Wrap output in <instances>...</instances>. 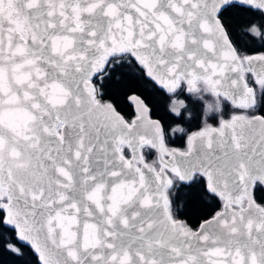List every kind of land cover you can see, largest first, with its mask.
<instances>
[{
    "label": "snow or ice",
    "instance_id": "obj_1",
    "mask_svg": "<svg viewBox=\"0 0 264 264\" xmlns=\"http://www.w3.org/2000/svg\"><path fill=\"white\" fill-rule=\"evenodd\" d=\"M232 13L249 17L239 30ZM134 80L199 126H166L135 94L126 118L105 96ZM257 188L264 0H0V249L34 264H264Z\"/></svg>",
    "mask_w": 264,
    "mask_h": 264
},
{
    "label": "trees",
    "instance_id": "obj_2",
    "mask_svg": "<svg viewBox=\"0 0 264 264\" xmlns=\"http://www.w3.org/2000/svg\"><path fill=\"white\" fill-rule=\"evenodd\" d=\"M249 17L247 14H238L232 13L227 17L228 21L233 24L234 27L239 30V26ZM258 19V17H255ZM260 41H256V44L259 45ZM119 75V73H117ZM134 91H129L128 88L121 89L118 92H114L111 85L107 88L108 95L105 96V99H112L113 103L116 104L118 110L122 112L126 118H131L134 115V111L128 96L131 94H136L141 97L148 105L150 109L151 117L161 120L166 126L175 125L176 123H182L184 127L189 128L190 130H195L199 124L197 119L193 118L190 122L188 121H178L175 119L173 114L170 112V101L167 94L155 88L150 83H144L139 80H134L129 85ZM183 98V97H181ZM193 116H196V113H193ZM169 145H176L179 147H184L183 139L177 136L169 137ZM153 157L149 156L151 160ZM256 197L259 202H264V189L257 188ZM206 207V205L202 206ZM200 218L199 213H193L189 208H185L184 212L181 214V219H187L190 223H193V226H196V221ZM34 264V258L31 255H25L24 257L15 256L12 253L0 249V264Z\"/></svg>",
    "mask_w": 264,
    "mask_h": 264
},
{
    "label": "water",
    "instance_id": "obj_3",
    "mask_svg": "<svg viewBox=\"0 0 264 264\" xmlns=\"http://www.w3.org/2000/svg\"><path fill=\"white\" fill-rule=\"evenodd\" d=\"M131 95H133V94H131ZM131 95H129V96H131ZM136 95V94H135ZM131 103V102H130ZM131 105H132V108H133V111H134V114H135V105L133 104V103H131ZM134 116V115H133ZM132 118V117H131ZM130 118V119H131ZM153 119H157V118H154V117H152Z\"/></svg>",
    "mask_w": 264,
    "mask_h": 264
},
{
    "label": "flooded vegetation",
    "instance_id": "obj_4",
    "mask_svg": "<svg viewBox=\"0 0 264 264\" xmlns=\"http://www.w3.org/2000/svg\"><path fill=\"white\" fill-rule=\"evenodd\" d=\"M130 119V118H129ZM170 147H179V146H176V145H170Z\"/></svg>",
    "mask_w": 264,
    "mask_h": 264
}]
</instances>
